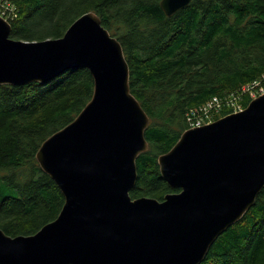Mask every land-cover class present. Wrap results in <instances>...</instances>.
I'll list each match as a JSON object with an SVG mask.
<instances>
[{"label":"water","instance_id":"1","mask_svg":"<svg viewBox=\"0 0 264 264\" xmlns=\"http://www.w3.org/2000/svg\"><path fill=\"white\" fill-rule=\"evenodd\" d=\"M192 1L161 0L160 7L172 17ZM11 32L0 16V85L45 84L87 68L94 91L36 154L64 195L61 211L32 235L0 228V264H201L264 189V93L239 112L186 129L158 157L162 178L178 192L133 198L150 118L131 92L119 39L94 11L59 38L29 41Z\"/></svg>","mask_w":264,"mask_h":264},{"label":"trees","instance_id":"2","mask_svg":"<svg viewBox=\"0 0 264 264\" xmlns=\"http://www.w3.org/2000/svg\"><path fill=\"white\" fill-rule=\"evenodd\" d=\"M8 1L17 13L10 20L15 39L59 38L94 11L121 42L131 92L150 118L133 198L163 200L180 190L162 178L158 157L188 129L189 114L217 98L219 107L210 110L214 121L235 105L246 108L264 86V0H193L172 17L161 0ZM93 91L87 68L45 84L0 85V228L8 235H32L61 211L64 195L36 154L78 116ZM201 264H264V189Z\"/></svg>","mask_w":264,"mask_h":264},{"label":"built area","instance_id":"3","mask_svg":"<svg viewBox=\"0 0 264 264\" xmlns=\"http://www.w3.org/2000/svg\"><path fill=\"white\" fill-rule=\"evenodd\" d=\"M0 16L4 18L6 21L10 22V20L14 19L17 16L15 7L8 0H0ZM13 21V20H12ZM259 85V83H256ZM264 93V86L259 88L257 93H252V99L257 97L258 95ZM218 99L214 98L212 101H209L203 110L195 111V113H191L188 115V128L202 126L213 121V117L210 114V110L219 107ZM240 105H235L233 108V112H239L243 110Z\"/></svg>","mask_w":264,"mask_h":264},{"label":"bare ground","instance_id":"4","mask_svg":"<svg viewBox=\"0 0 264 264\" xmlns=\"http://www.w3.org/2000/svg\"><path fill=\"white\" fill-rule=\"evenodd\" d=\"M246 90V89H245ZM255 93V92H254ZM227 103V102H226ZM211 114V113H210Z\"/></svg>","mask_w":264,"mask_h":264},{"label":"rangeland","instance_id":"5","mask_svg":"<svg viewBox=\"0 0 264 264\" xmlns=\"http://www.w3.org/2000/svg\"><path fill=\"white\" fill-rule=\"evenodd\" d=\"M213 122V121H212Z\"/></svg>","mask_w":264,"mask_h":264}]
</instances>
